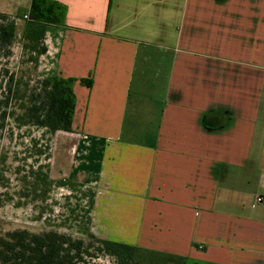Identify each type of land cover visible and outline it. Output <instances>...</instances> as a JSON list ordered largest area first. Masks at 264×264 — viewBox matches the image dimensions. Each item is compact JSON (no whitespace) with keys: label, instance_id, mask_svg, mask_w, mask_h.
Instances as JSON below:
<instances>
[{"label":"crops","instance_id":"obj_1","mask_svg":"<svg viewBox=\"0 0 264 264\" xmlns=\"http://www.w3.org/2000/svg\"><path fill=\"white\" fill-rule=\"evenodd\" d=\"M55 1L66 21L47 27L45 56L75 80L62 133L76 142L52 166L83 160L103 239L182 264H264V0Z\"/></svg>","mask_w":264,"mask_h":264},{"label":"rangeland","instance_id":"obj_2","mask_svg":"<svg viewBox=\"0 0 264 264\" xmlns=\"http://www.w3.org/2000/svg\"><path fill=\"white\" fill-rule=\"evenodd\" d=\"M25 10L26 5L21 6L17 12L0 11L16 17L18 33L8 58L0 57L1 86L8 83L12 76L8 105L3 109L7 116L4 128L0 131V235L16 229L32 233L54 231L81 239L87 244L93 243V238L103 239L105 234L92 212L96 188L84 182L83 174L76 176L82 168H75L83 160L75 158V164L71 166L67 163L64 166L59 161V152L52 166L54 148L58 147L59 142H63L65 147L72 146L76 142L75 137H64L62 132L49 133L33 125L22 126L18 121L28 105L29 97L39 92L44 79L54 75L51 60L45 56L46 52L38 55L42 47L46 49L45 37L40 43L42 45H33L22 38L23 22L19 17L25 14ZM0 98L5 96L0 94ZM125 141V144L129 142L131 145L144 143L135 138ZM56 169L64 170L61 173H66L67 177H76H61L59 173L56 174ZM38 176H45L49 184L36 182ZM253 181H256L255 177ZM247 190L249 196L246 203L250 209L249 203L253 202L259 190L254 184ZM255 207L263 210L264 201ZM85 264H113V261L98 254L87 259Z\"/></svg>","mask_w":264,"mask_h":264},{"label":"trees","instance_id":"obj_3","mask_svg":"<svg viewBox=\"0 0 264 264\" xmlns=\"http://www.w3.org/2000/svg\"><path fill=\"white\" fill-rule=\"evenodd\" d=\"M66 13V6L58 1L30 0L28 11L19 17L23 22L22 38L33 45L40 44L43 42L47 27L65 26ZM15 20L14 16L0 13V57L2 58H8L11 46L17 38ZM45 52L46 49L42 47L38 55ZM74 82V79L57 75L44 79L40 84L39 92L29 97L28 105L18 119L20 125H33L49 133L73 132L72 123L76 105ZM80 83L90 87L92 74L80 80ZM11 84L12 76L8 79V83H4L3 86L0 84V89L3 91L0 94L5 96L0 98V131L4 128L7 116L3 109L8 105ZM35 181L49 184L45 176L42 178L38 176ZM93 239V243L87 244L81 239L54 231L41 233H32L25 229L8 231L0 235V264H85L87 259L98 254L109 257L113 264H182L180 259L141 251L132 245L107 239Z\"/></svg>","mask_w":264,"mask_h":264},{"label":"built area","instance_id":"obj_4","mask_svg":"<svg viewBox=\"0 0 264 264\" xmlns=\"http://www.w3.org/2000/svg\"><path fill=\"white\" fill-rule=\"evenodd\" d=\"M256 202L257 203L261 202V198L260 197L256 198Z\"/></svg>","mask_w":264,"mask_h":264}]
</instances>
